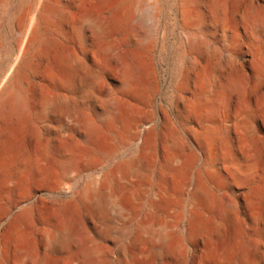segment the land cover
I'll return each instance as SVG.
<instances>
[{"label":"rangeland","instance_id":"obj_1","mask_svg":"<svg viewBox=\"0 0 264 264\" xmlns=\"http://www.w3.org/2000/svg\"><path fill=\"white\" fill-rule=\"evenodd\" d=\"M107 1L100 4L104 13ZM123 1L134 6L135 14L126 20L120 5L116 35L135 79H129L119 58L108 61L114 68L102 73L97 87L83 89L79 77L73 78L68 94L53 86V95L65 94L69 101L52 112L49 132L34 116L8 111L0 118V132L9 130L18 147L41 154L40 170L28 182L16 169L0 172V264H13L2 250L12 233L34 239L33 245L26 244L35 259L26 264H127L143 257L148 264H264V0ZM35 2H0V87H10L19 77V68L11 73L26 29L24 12ZM58 53L56 47L34 46L26 60L23 104L30 111L39 112L44 85L55 78ZM130 81L138 90L129 97L137 110L131 127L151 131L157 148L156 157H147L135 175L144 196L135 214L118 215L102 201L95 212H87L77 193L138 155V142L120 126L111 135L102 126L112 98ZM90 121L100 132L91 147ZM172 125L197 156L206 191L203 202L214 208L192 246L180 250L149 238L160 223L175 222L179 236L191 225L184 215L191 207L186 193L177 192L167 210L155 204L173 180V170L162 158V143ZM73 159L86 160L87 167L63 164ZM204 204H196L195 213ZM68 220L77 234L57 237L49 245L47 231L58 236L59 223ZM145 224L151 228L143 229ZM91 252L95 258L89 257Z\"/></svg>","mask_w":264,"mask_h":264},{"label":"bare ground","instance_id":"obj_2","mask_svg":"<svg viewBox=\"0 0 264 264\" xmlns=\"http://www.w3.org/2000/svg\"><path fill=\"white\" fill-rule=\"evenodd\" d=\"M103 1L105 0H36L34 5L24 12L26 29L19 41V54L16 65L12 73L10 72L14 75L19 68V77L12 82L10 87H7L6 84L0 87V118L8 111L12 116L22 114L34 116V119L44 126L46 132H49L48 120L52 112L58 103L69 101V96L65 94L53 95L50 91L53 86L60 87L61 90L68 94L74 87L73 78L79 77L80 86L83 89L97 87L102 73L106 72L109 67L111 69L114 68L110 62L119 58L126 67L129 79H135L134 70L129 60L124 57L116 35L120 5L125 8L123 17L129 21L135 14L134 6H128V2L123 0H108V8L106 9L108 15H106L100 6ZM67 24L68 26H66ZM64 42H71V48H66ZM34 46L39 49L56 47L59 51L55 67L53 68L55 78L44 85L46 91L40 97L39 112L30 111L26 104H23V79L27 78V70L30 64V61L26 62V60L31 56ZM108 61L110 62L108 63ZM136 93H138V90H136L134 83L132 81L128 82L124 90L112 98L111 104H109V111L102 121V126L108 135H111L117 126H120L124 133L129 134L130 138L136 143L138 142V155L120 165L117 171L106 173L96 185H89L77 193L78 203L87 212H95L98 202L102 201L104 205H109L118 215L135 214L138 210V203L143 199L144 192L137 187V183L134 181L135 175L138 170L144 167L147 157H156L157 148L156 142L154 143L152 139L151 131L141 132L138 131V127H131L133 114L137 110L135 108L136 105L131 104L129 97ZM72 116L75 117L73 114ZM21 124L24 125L23 123ZM87 127V143L91 147L95 145L100 132L94 121H90ZM48 136L50 135L48 134ZM48 149L49 145H46L44 157L48 155ZM162 150L165 166L173 170V180L171 185L169 183L165 185L163 193L159 195L155 204L167 210L174 206L177 192L186 193L190 200V204H188L191 207L187 211L185 210L184 215L191 221V225L187 230L185 229L184 236H179L176 233L175 222L160 223L156 227L157 229L154 230L155 233L152 231L149 238L159 246L180 250L186 246H192L196 231L209 218L208 216L214 212V208L205 205L203 202L206 191L202 183L203 180L200 179L201 175H199L196 168L197 156L187 148L173 125L162 143ZM40 158L41 154L36 152V150L28 147L22 149L18 147L10 131L2 129L0 132V172L16 169L17 173L28 182L37 172L41 162ZM63 164L66 167L74 166L81 170L87 167L86 160L81 159L66 160ZM201 203L204 204L203 211L195 213L194 206ZM150 228L151 226L149 227L147 224L143 225V229ZM55 231L58 236H53L51 231H47L49 245H54L57 237L67 239L76 235L78 229L68 220L61 221ZM26 237L17 236L13 233L10 235L2 249L6 260H12L13 264H26L28 261L35 259L28 245H33L34 239L32 236ZM82 240L83 243L86 242L84 237ZM90 256L95 258L96 254L91 252ZM147 261L148 257H143V259L134 258L128 261L127 264H148ZM90 264L95 263L92 262ZM239 264L249 263L241 261Z\"/></svg>","mask_w":264,"mask_h":264}]
</instances>
